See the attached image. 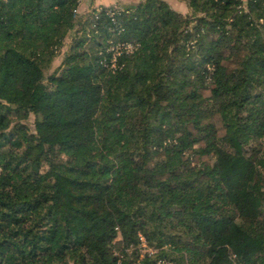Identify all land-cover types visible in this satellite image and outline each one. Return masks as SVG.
<instances>
[{
	"label": "trees",
	"instance_id": "trees-1",
	"mask_svg": "<svg viewBox=\"0 0 264 264\" xmlns=\"http://www.w3.org/2000/svg\"><path fill=\"white\" fill-rule=\"evenodd\" d=\"M82 1L0 0V264H264V0Z\"/></svg>",
	"mask_w": 264,
	"mask_h": 264
},
{
	"label": "rangeland",
	"instance_id": "rangeland-1",
	"mask_svg": "<svg viewBox=\"0 0 264 264\" xmlns=\"http://www.w3.org/2000/svg\"><path fill=\"white\" fill-rule=\"evenodd\" d=\"M115 1L124 3L125 5L123 6H131L132 4L129 3H136L138 0H83L81 5H80V10H78V13L80 14H89L91 12L92 9L94 8H98L101 7L103 5H108V4H113ZM167 2L168 5L171 6V8L175 11H177L178 13L182 14V15H187L189 13L186 5H184L183 0H164ZM116 5H121V4H114L113 6L116 7ZM121 5V6H122ZM106 7V6H103ZM80 36V34L75 33L74 31H72V33L67 37V39L65 40V44L64 46L61 48V50L59 51V55L54 59V61L52 62L51 68L48 71V74H51L53 72H57L58 70L61 69L62 64L64 59L70 55L71 48L74 42V39L78 38ZM32 117H30V125L32 128ZM121 241V237L118 236L116 238V242H120ZM141 248V247H140ZM142 254H144V252H142Z\"/></svg>",
	"mask_w": 264,
	"mask_h": 264
},
{
	"label": "built area",
	"instance_id": "built-area-1",
	"mask_svg": "<svg viewBox=\"0 0 264 264\" xmlns=\"http://www.w3.org/2000/svg\"><path fill=\"white\" fill-rule=\"evenodd\" d=\"M125 49L126 50H130L131 49V46L130 45H126L125 46ZM139 242H140V244H139V248L142 250V252H148L149 254H153V252H154V250L153 249H151V248H148L147 247V245H146V241H145V238H143V237H140L139 238ZM157 264H165L163 261H157Z\"/></svg>",
	"mask_w": 264,
	"mask_h": 264
},
{
	"label": "crops",
	"instance_id": "crops-1",
	"mask_svg": "<svg viewBox=\"0 0 264 264\" xmlns=\"http://www.w3.org/2000/svg\"><path fill=\"white\" fill-rule=\"evenodd\" d=\"M138 1H140V0H138ZM138 1L136 2V3H129V4H132V5H135V4H137L138 3ZM164 1V0H163ZM166 2V1H165ZM82 3V2H81ZM116 3H118V4H123V5H125L124 3H121V2H118V1H115L113 4H108V5H103V6H106V7H111V6H113L114 4H116ZM167 3V2H166ZM184 3V2H183ZM81 5V4H80ZM80 5H79V10H80ZM184 5H185V3H184ZM186 7H187V5H186ZM188 9V8H187ZM81 11V10H80ZM177 12V11H176Z\"/></svg>",
	"mask_w": 264,
	"mask_h": 264
}]
</instances>
